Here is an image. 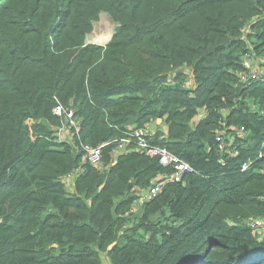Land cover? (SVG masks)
Here are the masks:
<instances>
[{
    "label": "trees",
    "instance_id": "obj_1",
    "mask_svg": "<svg viewBox=\"0 0 264 264\" xmlns=\"http://www.w3.org/2000/svg\"><path fill=\"white\" fill-rule=\"evenodd\" d=\"M103 13L111 40L87 44ZM263 14L264 0H0V264H264L244 225L264 217V79L237 77L250 35L264 68ZM57 104L78 138L58 139ZM157 120L151 143L194 172L138 205L171 169L111 152Z\"/></svg>",
    "mask_w": 264,
    "mask_h": 264
},
{
    "label": "built area",
    "instance_id": "obj_2",
    "mask_svg": "<svg viewBox=\"0 0 264 264\" xmlns=\"http://www.w3.org/2000/svg\"><path fill=\"white\" fill-rule=\"evenodd\" d=\"M264 16V14H263ZM243 38L249 33L243 29ZM100 45V44H99ZM105 46V45H100ZM252 48H249V54L242 60V69L238 72L237 77L241 84H251L264 79V68L259 67L252 55ZM260 60L264 62V57ZM53 115L58 117L63 126L58 130L57 137L59 140H68L70 137H79L81 133V127L79 121L75 115V111L69 108H63L60 104H57L53 109ZM205 117V112L199 113L197 119L201 120ZM150 124H146L143 127L137 128L133 131L126 132L124 136L114 146L111 156L115 158L117 155L122 154L125 150H133L137 153L144 154L145 156L154 157L157 159L158 164L163 168H170V175H164L163 179L156 182L147 192L143 199L138 201V205H142L143 201H149L154 199L162 190L163 186L168 182L178 183L182 181L184 174L193 173V168L181 160L178 156L170 153L166 148L155 146L151 143L152 136L150 135ZM217 134V132H216ZM219 150L225 148L222 138H217ZM102 146H90L84 145L83 161L90 166H98L102 164ZM248 165L244 164L242 170H247ZM245 225L254 233H264V217H250L245 221ZM105 264H110L109 260Z\"/></svg>",
    "mask_w": 264,
    "mask_h": 264
},
{
    "label": "rangeland",
    "instance_id": "obj_3",
    "mask_svg": "<svg viewBox=\"0 0 264 264\" xmlns=\"http://www.w3.org/2000/svg\"><path fill=\"white\" fill-rule=\"evenodd\" d=\"M116 27L117 24L112 21V19L108 14L105 13L101 14L99 19L93 23L92 31L86 36L87 44H94V45L108 44L109 41L111 40L112 35L115 32ZM243 29L240 30V33L242 34H243ZM246 43H247V49H249L250 47L253 49V45L256 46L252 35H250L249 38L246 39ZM260 56L264 57V54H261ZM246 220H244V225ZM260 236L264 238V233H261Z\"/></svg>",
    "mask_w": 264,
    "mask_h": 264
},
{
    "label": "crops",
    "instance_id": "obj_4",
    "mask_svg": "<svg viewBox=\"0 0 264 264\" xmlns=\"http://www.w3.org/2000/svg\"><path fill=\"white\" fill-rule=\"evenodd\" d=\"M150 128H151V132H150L151 136L156 138L157 133H161L163 134V136H161V139H164L166 137L167 126L165 122H162V120H160V123L155 122L154 124H150ZM254 217H257V216H254Z\"/></svg>",
    "mask_w": 264,
    "mask_h": 264
},
{
    "label": "water",
    "instance_id": "obj_5",
    "mask_svg": "<svg viewBox=\"0 0 264 264\" xmlns=\"http://www.w3.org/2000/svg\"><path fill=\"white\" fill-rule=\"evenodd\" d=\"M157 123H160V120H157ZM111 248V247H110Z\"/></svg>",
    "mask_w": 264,
    "mask_h": 264
}]
</instances>
